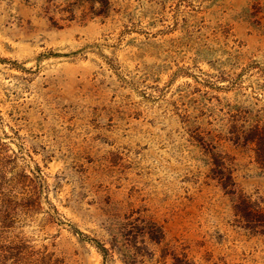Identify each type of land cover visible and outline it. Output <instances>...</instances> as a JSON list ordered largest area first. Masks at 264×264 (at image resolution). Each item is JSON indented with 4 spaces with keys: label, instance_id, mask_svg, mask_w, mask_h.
<instances>
[{
    "label": "rangeland",
    "instance_id": "rangeland-1",
    "mask_svg": "<svg viewBox=\"0 0 264 264\" xmlns=\"http://www.w3.org/2000/svg\"><path fill=\"white\" fill-rule=\"evenodd\" d=\"M0 264H264V0H0Z\"/></svg>",
    "mask_w": 264,
    "mask_h": 264
}]
</instances>
